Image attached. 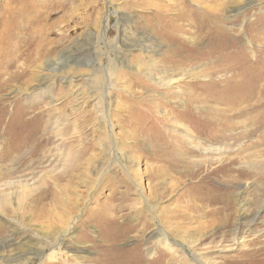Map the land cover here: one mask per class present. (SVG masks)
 <instances>
[{
	"label": "rangeland",
	"instance_id": "374dc122",
	"mask_svg": "<svg viewBox=\"0 0 264 264\" xmlns=\"http://www.w3.org/2000/svg\"><path fill=\"white\" fill-rule=\"evenodd\" d=\"M26 1L0 0V29H5L2 13L22 8ZM203 3L219 15L213 20L216 26L211 21L202 25L198 13L180 0H41L38 10L53 15L44 25H30L29 32L38 31L42 44L46 31L51 34L46 39L53 49L50 59L34 61L38 41L31 43L27 33L21 40L24 33L14 48L19 57L15 65L0 66V194L10 199L0 207V264H264V187L245 179L229 191L222 179L226 172H212L219 164L210 166L209 157L199 153L195 161L203 170L195 179L167 171L150 180V171L156 173L162 165L154 159V147L159 137L168 141L165 133H171L159 128V114L149 127H139L141 135L125 126L146 107L138 105L125 121L115 118L119 121L111 133L104 129L97 101H91V96L98 98V71L110 67L115 102L122 94L142 104L151 96L160 100L165 92L171 96L176 91L167 92L162 82L167 78L175 84L185 75L187 81L200 76L197 80L216 83L207 92L222 94L218 105L224 114L251 110L256 94L263 95L264 110V0ZM153 60L158 62L154 66ZM259 83L262 91H252ZM71 85L90 90L79 110ZM180 108L185 109L183 104ZM198 115L194 127L210 117L207 111ZM244 124L248 126L237 130L252 127ZM187 130L179 133L184 136ZM210 131L204 129L202 136ZM117 148L123 150L121 156ZM221 148L224 158L232 154L233 147ZM259 150L264 151V142ZM71 151L73 160L66 164ZM203 177L205 183L190 185ZM208 194L230 209L216 215L222 204L200 202ZM159 230L174 252L155 247L152 234Z\"/></svg>",
	"mask_w": 264,
	"mask_h": 264
},
{
	"label": "bare ground",
	"instance_id": "6f19581e",
	"mask_svg": "<svg viewBox=\"0 0 264 264\" xmlns=\"http://www.w3.org/2000/svg\"><path fill=\"white\" fill-rule=\"evenodd\" d=\"M180 1H181V3L186 5L191 11L198 13V15H197L198 18H201L202 20H204L202 25L204 24L205 21H206V23H207V21H209V22L211 21V23L213 24V27L218 24L217 21L214 22L213 20H216V18H218L219 15L217 13H213V14L209 13L207 6L204 5V3H203V0H180ZM43 2H44V0H43ZM207 2H209V1H207ZM221 2H218V3H221ZM223 2L225 3V1H223ZM40 3H41V0H31V1L27 0L24 3V6L23 7L21 6L22 8H15V9H11V10L7 9V10H5L6 12L2 13L1 17L3 18L2 20H4L5 29L4 30L0 29V66H6L7 65L10 68L13 65H15L14 63L16 61V58H19V57H16V55H15V51H14L15 45L19 44L21 42V40L26 38V36H27L26 33L28 34L31 43H33L34 41H38L37 47L34 50H32L33 51L32 53L37 55V58H35L34 61L41 60V58H45L46 59V58H49L52 55V50L53 49H51L49 47L50 44L46 42L47 36H49L51 34H48V32L46 31V33H45L46 34L45 43L42 44V42L40 41L41 35L38 33V31L37 32H33V33L29 32L31 30V27H29L30 25L35 24V27H38V26H40L42 24L44 25V23H46L48 21L47 19L51 18L52 15H53L50 12L49 13L48 12L47 13L46 12H44V13L40 12L38 10V6L41 7V5H42V4L39 5ZM250 6H251V4H250ZM218 7H220V6H218ZM186 14H187V12H186ZM191 18H192V20H194L193 16H191ZM187 21H188V19H187ZM190 22H191V20H190ZM204 25H207V24H204ZM198 30L200 31V27H199ZM21 34H24V35L21 37V40H19V36ZM225 35L227 36V34H225ZM227 37H229V36H227ZM27 43H28V41H27ZM232 43H233V41H232ZM258 51H259V49H258ZM16 53L18 54V52H16ZM168 53L169 52H167V54H165V56H169L170 55L168 58H171L173 55L172 54H168ZM259 53H261V52H259ZM259 53H258V55H259ZM260 56H262V54ZM260 56L258 58H260ZM254 57H256V55ZM260 60H262V59L260 58ZM46 61H48V59H46ZM261 62H260V64H261ZM152 63H153L152 65L154 66V63H158V62L156 60L155 61L153 60ZM111 70L112 69L109 67V68H102V69H100V71H98V73H100V75L97 76L96 82L94 81L96 85H99V89L97 90L98 98H94L93 96H91V98H92L91 101L92 102L93 101H97V103H95V105H97V108H99V111H100V113L102 115V119H103L102 123H103V126L105 127L104 129L105 130L107 129L108 132L112 133L114 122L117 121V119L115 120V118H118L119 120L121 119L122 121H125L126 118H129L132 115V112L134 111V109L138 108V105H143V106H146V107L144 108V110L142 109L143 111L140 113V116L137 117V119H132V117H130L131 119H129L128 123L125 124L126 127H129V128L133 127V129L136 128L140 132L141 129L139 127L141 126V127H143L145 129L152 122V120L155 119L154 118L155 114L158 113L159 114L158 115L159 118L155 119V120H158L157 123H158L159 128L162 129V130H165V129L167 130L168 129V130L171 131V133H169V134L165 133V138L168 141H164L163 137H159L160 140H159L158 144H156V146L154 147V149L156 150V154L154 156V159L156 160V162L157 161L161 162L162 165L158 168V171H156V173H154L153 171H150V173L148 174V177H149L150 180H156V179L162 178L164 173H166L167 171H169L171 173H175L177 175H180L181 177H185V178L187 177L189 179H191V178L195 179L196 177L199 176V173H200V171L202 169L198 165L200 162H196L195 161V157L199 153L198 155H205V156L209 157L207 163L210 164V166L213 165V164H219L217 166V168L212 170V172H217V171L226 172V175H224L225 173L223 174L222 179L228 185L226 188L229 191H232L234 185H236L237 183H239V182H241L242 180H245V179L247 181H250V180L253 179V180L256 181V183L257 182L259 183L257 185H260L261 187H264V151L263 150H259L260 143L264 142V110L261 109L262 108L261 106H262L263 103L260 102L262 100V96L263 95L256 94L257 100H256V103H254V105L252 106L251 110L233 111V112H231V114H224L225 111L223 109H221L220 106L218 105V104L221 103V101H220L221 99L220 98H221L222 94L217 91L218 93H213L212 95H210V94L208 95L209 92H207L208 89H210V88L213 89V87H214V85L216 83L211 82V81H205V79H204V81L203 80H197L200 76L198 78H196V79H195V77L192 78V76H191L192 81H187L185 78H183L185 76L184 75L183 77H181V78L176 80L177 82L175 84H177L178 82L181 83L178 86H175V84H171V82H169L167 80V78H165V80L162 82L163 86H164V89H166L167 92H168L167 89H170L171 91L174 89L176 91L175 93H171V96H168V94L166 92L164 94H161V96L159 98L166 99L167 103L163 102L161 99L157 100L156 96H154V97L151 96V98H149V102L150 103L148 102V104H142L143 101L142 102L141 101L140 102H135L133 100H130L128 98V96H123V94H122V96H120L119 102H115V100L113 99V94H112L114 85L112 86V84L108 80L109 72ZM248 70H250V69H248ZM137 71H139V70L137 69ZM247 72H249V71H245V74ZM139 73H141V72H139ZM107 75H108V77H107ZM163 75L164 74H162V76ZM236 77H237V75H236ZM195 80H197V81H195ZM229 81H230V79H229ZM234 81H236V80H234ZM220 82H222V81H220ZM223 82H224V80H223ZM162 83L160 82V85ZM185 83H188L191 88H186V87H188L187 85H184V86L182 85V84H185ZM233 83H235V82H233ZM259 85H260V83L252 91H254V92H256V90L262 91L260 89L261 86H259ZM71 86H72L71 89H72L73 97H74V99H75V101L77 103V105H75V107H76V110H79V109H81L83 107V104H85V99L87 98L86 95H87V93H90V90H85V89L79 88L78 86H75V85H71ZM132 86L133 85L129 84V88H132ZM216 89H218V88H216ZM124 91H127V90L124 89ZM91 93H93V92H91ZM136 96L137 95L135 94L133 97L136 98V99H139V98H137L138 96L137 97ZM169 97H171V98H169ZM115 99H116V97H115ZM182 104L185 107V109H183V110L180 108L182 106ZM139 107H141V106H139ZM201 111L209 112L210 117L209 118H205V122L202 124V126H199V127L192 126L193 117L194 116L197 117L198 114H201ZM123 113L124 114L126 113L127 117L126 116L125 117L124 116L123 117L120 116ZM134 116H136V115H134ZM147 117H149V118H147ZM224 118L227 121H225ZM241 119H245L244 122L243 121L239 122ZM201 122H202V120H201ZM223 122L230 123L232 127L227 126V125L223 126V124H224ZM245 122L251 123L252 127L249 128L246 131H242V132L238 131L237 130L239 128V127H237L238 125H242V127H245V128L248 126V124H246V125L244 124ZM208 128L211 130L209 136L203 137L202 135H203L204 129H208ZM184 129L185 130L188 129V130L185 131L184 132V136H182L179 133V131L180 130L184 131ZM235 129L238 132H235ZM140 133H141V135L143 134L142 132H140ZM152 133H151V136H152ZM178 135H181V137L178 136ZM132 136H133V134H132ZM251 136H254L255 138H253V139H255V140H251ZM140 138H141V136H140ZM134 139H136V138H134ZM114 142L116 144V138H115ZM208 143H209V145H208ZM214 143L219 144L220 146L219 145L218 146L220 148H218L217 146H214ZM127 145H125V146H127ZM221 145H223V147L226 149V151H229L233 147L232 154L229 155V157L224 158V155H223L224 152H223V150L221 148ZM234 148H238L239 153L235 152L236 150ZM117 150H118V154L121 156V153H122L123 150H121V148H117ZM74 151H76V150H74ZM73 153H75V152H73ZM73 153L71 151V152L66 154L67 155V156H65L66 164L70 163L71 160H73V157H74ZM126 154L128 155V153H126ZM214 157H216L215 160L213 159ZM199 158H202V157H199ZM238 164H241L243 166L236 167V165H238ZM68 166H71V165H68ZM202 167H203V165H202ZM126 169L130 171L129 166H126ZM149 170H151V169H149ZM208 174H210V173H208ZM129 176H130V179L134 180L135 176L133 177V174H131L130 172H129ZM205 180L206 179L203 177L201 180H199V182H195V183L191 182L190 185L202 184V183H205ZM58 181H60V180H58ZM61 181H63V180H61ZM123 181H125V179H121V182H123ZM134 183L137 186H139L137 182L134 181ZM248 185L249 184H246L245 186L248 188ZM10 186H12V185L10 184ZM156 189H157V187H156ZM48 191H50V190H48ZM5 194H0V207H3L8 202H10V199L8 197H5ZM213 194H215V193H213ZM208 196H211V195L208 194L207 198H208ZM38 197H39V194H38ZM142 197H143V200L145 202L148 201V199H147V197L145 195V192L142 195ZM44 199H45V197H44ZM55 201H56V199H55ZM200 202H201V204H203V206L207 202H209L210 204H213V203L222 204L223 206L218 209V211H217L218 213H216V215L224 213L225 211L230 209V205L229 204L228 205H224L225 202H224L223 199L215 198L214 196H211L208 199H206V196H204V199L200 200ZM201 204H200V206H201ZM206 206H207V204H206ZM17 207H18V205H17ZM31 207H32V205H31ZM40 207H42V206H40ZM242 207H244V205ZM78 209H80V208H78ZM204 209H206V208H204ZM139 210H141V209H139ZM205 214H206V216H209V213H205ZM258 215H259V213L255 214L254 218L251 221L252 223H254L256 220H258L257 219ZM163 220H164V218H163ZM152 238L153 239L155 238V241H156L155 247H160V245H161L162 247L166 248L167 250H169L171 252H174L173 249H172L171 243L169 242L168 237L165 236V233H162V232L160 233V230L156 231V232H154L152 234ZM154 252L152 253V255L154 254Z\"/></svg>",
	"mask_w": 264,
	"mask_h": 264
}]
</instances>
